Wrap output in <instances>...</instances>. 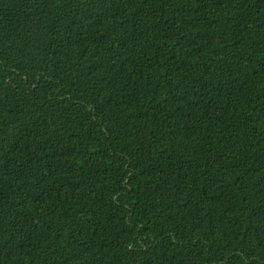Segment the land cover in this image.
<instances>
[{
  "label": "trees",
  "instance_id": "trees-1",
  "mask_svg": "<svg viewBox=\"0 0 264 264\" xmlns=\"http://www.w3.org/2000/svg\"><path fill=\"white\" fill-rule=\"evenodd\" d=\"M0 264H264V0H0Z\"/></svg>",
  "mask_w": 264,
  "mask_h": 264
}]
</instances>
